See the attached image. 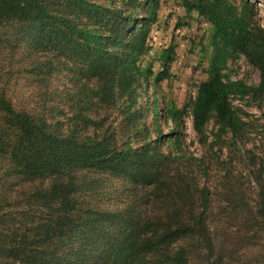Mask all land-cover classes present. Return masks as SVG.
<instances>
[{"label": "trees", "instance_id": "16d2710c", "mask_svg": "<svg viewBox=\"0 0 264 264\" xmlns=\"http://www.w3.org/2000/svg\"><path fill=\"white\" fill-rule=\"evenodd\" d=\"M179 1L212 24L213 52L196 95L162 113L172 123L165 132L157 98L147 105L151 123L147 106L127 122L116 109L119 97L134 104L152 76L153 85L170 76L169 57L157 73L138 62L151 49L159 1L0 0L8 79L33 77L44 92L15 99L0 87V156L29 186L14 192L13 181L0 192V264H264V170L243 181L228 169L214 189L202 178L206 155L188 149L182 129L189 106L201 142L212 119L220 138L243 141L231 97L264 95V27L249 0ZM237 53L260 84L225 73ZM64 72L73 78L53 86ZM106 176L123 177L132 198L107 204Z\"/></svg>", "mask_w": 264, "mask_h": 264}, {"label": "rangeland", "instance_id": "374dc122", "mask_svg": "<svg viewBox=\"0 0 264 264\" xmlns=\"http://www.w3.org/2000/svg\"><path fill=\"white\" fill-rule=\"evenodd\" d=\"M156 1H159L161 7L157 20L150 25L148 41L151 49L148 53L140 56L138 62L142 63L143 68L151 65L153 71L157 73L162 69L163 61L169 57L170 76L158 85H153L152 76L147 81V89L145 82H143L142 87L138 88L137 96L133 101L134 104L131 103L128 96L119 97L116 109L121 118H125L127 122L128 112L132 113L140 105L145 107L148 102L157 98L161 113L159 119L163 130L166 132L172 123L164 122L162 113L165 109L174 104L184 108L187 102L196 95L199 84L208 78L213 52L210 42L213 27L207 19L198 15L197 12L189 13L179 0ZM236 1L239 2L240 0ZM249 1L254 2L258 9L254 15V20L264 27V0ZM171 46L173 49L169 53L167 50ZM5 53L6 49L0 44V87L5 88L7 93L14 96L15 99H21L23 96L31 94H36V96L44 94L38 90V82L33 77L27 80L18 76L16 82L8 79L9 75L6 73L11 65L3 59ZM225 73L230 79H241L247 85L256 86L261 82L260 71L250 63L245 55L240 53L229 59ZM72 78L73 76L69 72L61 73L59 76L54 75L52 84L60 87L61 83H67ZM231 103L232 107L236 108L238 117L246 122L241 132L244 139L236 145L233 144L232 133H227L222 138L219 137L218 125L214 123L213 119L205 129L208 135L207 141L201 142L202 136L197 134L193 128V116L190 107L186 106L185 113H183L184 144L195 155L199 157L206 155L208 175H203L202 178L218 190L219 179L226 174L228 169L243 181H248V177L252 178L250 175L254 174L256 167L264 170V95H255L253 91L240 97L232 96ZM147 109L146 120L151 123L153 105L147 106ZM122 121V119L119 120L118 125H121ZM130 135L132 140L139 137L133 130H131ZM128 136L129 133L126 132L127 139ZM150 137L153 138L152 134ZM249 156L256 157L257 165L247 164V162L249 163ZM122 178L121 176H116V178L106 176L104 182L106 197L104 200L107 204L117 197L121 200L132 198L133 187L124 191L126 180ZM13 181H15L14 184H12ZM11 184L15 186L14 192L22 189L26 191L29 187L26 183L10 176L7 161L0 156V192L2 195L8 192V186ZM245 186L249 187V183ZM252 203L253 201H251ZM4 204L2 203L0 206H4ZM217 204L219 205V201L215 203V205Z\"/></svg>", "mask_w": 264, "mask_h": 264}]
</instances>
